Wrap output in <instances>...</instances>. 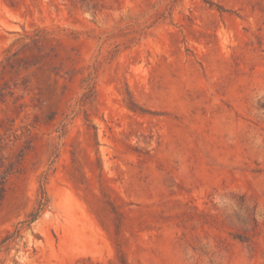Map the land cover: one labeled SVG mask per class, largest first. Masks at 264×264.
<instances>
[{
	"label": "rangeland",
	"instance_id": "rangeland-1",
	"mask_svg": "<svg viewBox=\"0 0 264 264\" xmlns=\"http://www.w3.org/2000/svg\"><path fill=\"white\" fill-rule=\"evenodd\" d=\"M0 264H264V0H0Z\"/></svg>",
	"mask_w": 264,
	"mask_h": 264
},
{
	"label": "trees",
	"instance_id": "trees-1",
	"mask_svg": "<svg viewBox=\"0 0 264 264\" xmlns=\"http://www.w3.org/2000/svg\"><path fill=\"white\" fill-rule=\"evenodd\" d=\"M44 193V191H42ZM43 203L41 201H39V205L41 206ZM35 213L31 214V219H34L35 218Z\"/></svg>",
	"mask_w": 264,
	"mask_h": 264
}]
</instances>
